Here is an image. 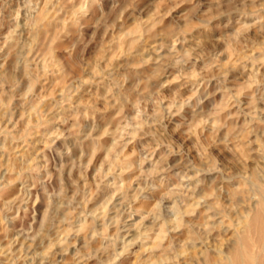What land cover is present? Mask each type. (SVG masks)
<instances>
[{
    "label": "clouds",
    "instance_id": "9594fccd",
    "mask_svg": "<svg viewBox=\"0 0 264 264\" xmlns=\"http://www.w3.org/2000/svg\"><path fill=\"white\" fill-rule=\"evenodd\" d=\"M0 264H264V0H0Z\"/></svg>",
    "mask_w": 264,
    "mask_h": 264
}]
</instances>
